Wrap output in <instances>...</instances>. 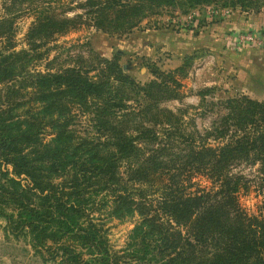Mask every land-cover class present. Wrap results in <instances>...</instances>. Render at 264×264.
<instances>
[{
	"label": "trees",
	"instance_id": "trees-1",
	"mask_svg": "<svg viewBox=\"0 0 264 264\" xmlns=\"http://www.w3.org/2000/svg\"><path fill=\"white\" fill-rule=\"evenodd\" d=\"M23 1L9 0L0 16V84L10 83L0 98L5 235L29 244L44 264H264V99L240 93L212 102L218 110L203 130L185 131L164 110L169 124L128 131L117 115L128 108L123 92L133 80L116 59H105L95 77L34 68L49 40L84 22L122 34L165 6L220 2L259 12L264 0H79L73 16L29 0L38 4L35 20L27 47L16 49L12 8ZM162 88L147 85L141 112L158 106L155 97H172ZM77 114L93 119L100 138L75 136ZM45 120L54 129L48 140ZM249 191L260 198L256 212L240 201ZM104 213L138 215L123 248L111 246Z\"/></svg>",
	"mask_w": 264,
	"mask_h": 264
},
{
	"label": "rangeland",
	"instance_id": "rangeland-1",
	"mask_svg": "<svg viewBox=\"0 0 264 264\" xmlns=\"http://www.w3.org/2000/svg\"><path fill=\"white\" fill-rule=\"evenodd\" d=\"M8 1L0 0V16L5 14ZM46 1L68 16L82 12L76 7L79 0ZM37 5L25 0L12 8L16 49L27 47L25 34L35 20ZM42 48H49L48 52L34 65L41 71L75 67L95 77L105 59H116L122 72L133 80L123 92L128 108L117 115L128 131L141 125L155 124L159 129L169 124L164 110L173 112V120L185 131L194 127L203 130L218 110L212 102L218 104L219 100L240 93L264 99V10L245 11L239 5L220 2L194 7L176 4L149 12L130 32L108 34L84 22L55 35ZM154 65L165 76L156 77L151 71ZM123 66L127 68L124 70ZM153 80L161 83L163 90H170L172 97H155L159 98L158 106H153V102L152 111L144 113L143 91ZM9 84H0V98ZM26 106L19 104L16 112L22 113ZM88 117L77 114L70 128L75 136L96 140L99 135L93 119ZM52 118H56L55 114ZM44 130L45 140L53 136L49 123ZM240 201L248 211L256 212L260 198L249 191L241 195ZM103 218L111 246L123 248L138 215L119 219L104 213ZM4 225L0 218V264H44L29 244L6 236Z\"/></svg>",
	"mask_w": 264,
	"mask_h": 264
},
{
	"label": "water",
	"instance_id": "water-1",
	"mask_svg": "<svg viewBox=\"0 0 264 264\" xmlns=\"http://www.w3.org/2000/svg\"><path fill=\"white\" fill-rule=\"evenodd\" d=\"M127 67L126 66H123V69L125 70Z\"/></svg>",
	"mask_w": 264,
	"mask_h": 264
},
{
	"label": "built area",
	"instance_id": "built-area-1",
	"mask_svg": "<svg viewBox=\"0 0 264 264\" xmlns=\"http://www.w3.org/2000/svg\"><path fill=\"white\" fill-rule=\"evenodd\" d=\"M248 37H250V36H248Z\"/></svg>",
	"mask_w": 264,
	"mask_h": 264
}]
</instances>
